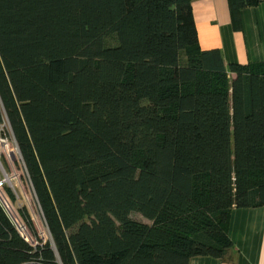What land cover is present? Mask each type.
I'll use <instances>...</instances> for the list:
<instances>
[{
  "label": "trees",
  "instance_id": "trees-1",
  "mask_svg": "<svg viewBox=\"0 0 264 264\" xmlns=\"http://www.w3.org/2000/svg\"><path fill=\"white\" fill-rule=\"evenodd\" d=\"M4 121L48 238L5 188L37 244L0 202V264L230 259L264 206V62L201 49L192 0H0Z\"/></svg>",
  "mask_w": 264,
  "mask_h": 264
},
{
  "label": "crops",
  "instance_id": "crops-1",
  "mask_svg": "<svg viewBox=\"0 0 264 264\" xmlns=\"http://www.w3.org/2000/svg\"><path fill=\"white\" fill-rule=\"evenodd\" d=\"M192 15L201 49H218L226 64L264 62V0L239 10V29L228 0H192ZM4 197L0 188V201ZM227 235L230 259L196 256L189 264H264V206L233 207Z\"/></svg>",
  "mask_w": 264,
  "mask_h": 264
},
{
  "label": "rangeland",
  "instance_id": "rangeland-1",
  "mask_svg": "<svg viewBox=\"0 0 264 264\" xmlns=\"http://www.w3.org/2000/svg\"><path fill=\"white\" fill-rule=\"evenodd\" d=\"M0 140L4 141V144L0 143V188L5 196L0 202L6 209L21 235L35 245L37 242L30 236L17 213L14 203L7 197L5 192V188H11L17 201L24 203L27 206L34 219L40 237L42 240H46L48 234L41 217L39 206L37 205L31 187L27 182L26 173L16 142L6 121L0 124ZM133 217L141 219L135 214H133Z\"/></svg>",
  "mask_w": 264,
  "mask_h": 264
},
{
  "label": "bare ground",
  "instance_id": "bare-ground-1",
  "mask_svg": "<svg viewBox=\"0 0 264 264\" xmlns=\"http://www.w3.org/2000/svg\"><path fill=\"white\" fill-rule=\"evenodd\" d=\"M0 143H1V144H4V141L0 140Z\"/></svg>",
  "mask_w": 264,
  "mask_h": 264
},
{
  "label": "water",
  "instance_id": "water-1",
  "mask_svg": "<svg viewBox=\"0 0 264 264\" xmlns=\"http://www.w3.org/2000/svg\"><path fill=\"white\" fill-rule=\"evenodd\" d=\"M18 152H19V150H18Z\"/></svg>",
  "mask_w": 264,
  "mask_h": 264
}]
</instances>
